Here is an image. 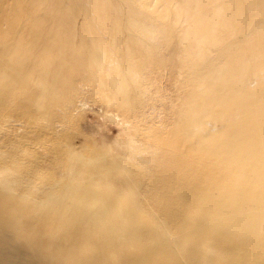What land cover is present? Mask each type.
Returning a JSON list of instances; mask_svg holds the SVG:
<instances>
[{
  "label": "bare ground",
  "instance_id": "1",
  "mask_svg": "<svg viewBox=\"0 0 264 264\" xmlns=\"http://www.w3.org/2000/svg\"><path fill=\"white\" fill-rule=\"evenodd\" d=\"M222 4L218 7L223 11L227 6L229 8L226 15L233 21H241V28L237 30L240 37H233L228 51L225 50L228 55V60L223 56L226 65L219 59V63L227 67L219 65V69L209 73V84L204 85L207 89L202 93L200 90L199 96H194L190 103V98L187 99L186 134H179L185 136L191 154L198 159L193 171L197 179L186 178V186L178 185L176 190L174 186L164 187L165 182L149 184L145 178L146 183L136 187L130 181L115 184L109 180L115 177L110 170L119 169L121 175L126 174L124 161L112 157L109 169L95 166L87 170L81 162L82 157L75 158L68 141L57 149L50 150L46 146L45 157L32 155L27 162H32L33 166L22 163L14 151L3 150L6 141L1 135L8 131L7 138L11 141L10 133L19 135L24 128L15 122L29 126L23 141L19 140L21 148L31 141L42 143L63 135L61 120L54 119L55 115H48L49 123L45 129L32 130L31 126L36 119L47 118L44 97L51 67L57 61L62 64L65 58L55 57L52 52L58 43L38 37L29 42L19 40L12 53L0 57V264H264V0H227L226 7ZM203 5L200 7L204 11ZM206 5L205 9L208 8ZM211 10H214L216 20L217 9ZM223 11L219 16H223ZM173 12L176 15V11ZM201 15L202 18L198 17L205 20L204 27H194L209 32H204L205 40L201 36L203 42L194 37L202 44L192 45V50L199 57H205V51L212 52L210 42L217 45L214 43L216 37L208 39L206 36L218 31H213L217 26L213 29L210 24L212 28H206L209 17L206 19L204 13ZM160 16L156 17L161 19ZM190 20L196 24V20ZM254 22L258 23L255 25ZM237 23L235 21L233 25ZM197 32L198 37L201 32ZM24 34L27 37L29 33ZM178 36L177 42L185 38L178 40ZM184 40L180 43L184 44ZM1 48L6 49L5 46ZM191 56L187 55L189 59ZM181 57L180 61L184 59ZM195 57L192 58L198 59ZM66 73L68 70L65 79L68 78ZM62 81L66 83L63 78ZM31 86L33 90L40 88L37 96H34L35 92L31 94L35 99L30 95V99H17L21 95L27 98ZM184 147L187 150V146ZM51 161L60 173L43 178V173L38 170ZM201 165L207 167L203 172L198 171Z\"/></svg>",
  "mask_w": 264,
  "mask_h": 264
},
{
  "label": "rangeland",
  "instance_id": "2",
  "mask_svg": "<svg viewBox=\"0 0 264 264\" xmlns=\"http://www.w3.org/2000/svg\"><path fill=\"white\" fill-rule=\"evenodd\" d=\"M201 1L0 0V57L12 53V48L19 40L29 42L38 37V39L51 40L58 43V47L53 48L52 52L54 56L56 55L55 57L65 58L62 64L57 61L59 65L54 62L51 67V73L48 77L49 88L47 86L46 89V93H48L47 95L45 93L44 97L47 105V118L36 119V122L31 126L32 130L45 129L49 123L48 115H55L54 119L61 120L63 135L60 138H48L47 141L42 139V143L41 141H31L30 144L27 143L24 148H21L19 140L23 141V134L29 126L28 123L15 122V125H24V128H22V132L19 135L12 131L10 134L13 140L11 141H9V137L7 138L8 131L3 133L1 136L5 138L6 143L2 146V149L6 150V152L14 151L15 156L22 163L30 165L32 162L27 161L32 155L36 154V156L45 157L49 148L50 150L51 148L57 149L62 144H65V141H68L70 149L76 155L75 158L81 156L83 161H80L85 164L84 166H86L87 170L95 166H101V169L105 168V170L109 169V160L112 157L124 161L123 166L128 171L126 174L121 175L119 169L110 170L115 177L109 180L115 184H122V181H130L132 186L136 187L142 182L146 183L143 180L145 178L149 184L165 182L164 187L170 188L174 186L176 190L178 185L186 186V178L190 181L196 180L197 176L193 175V171L198 159L193 157L189 149L191 147L185 143V136L182 135L184 132L186 134V126L188 124V117L185 114L187 111L185 110L190 100L194 96H199L198 92L200 90L202 93V91L204 92L207 89L205 86L209 84V73L211 74L215 69H219V65L221 68L226 65L228 55L227 52L225 54V50L228 51V47H230L228 44L234 41L233 37L236 39L240 37L237 30L242 25L241 21L239 22L237 19L235 21L238 23L233 25L235 21L228 14L226 15L229 9L226 4L227 0H225V3L224 0H218L217 2L216 0H209L211 2L209 4L208 0H206L207 2ZM165 2H168V4ZM202 3L208 5L206 9L205 5H203L204 11L202 6L200 7ZM198 4H200V8ZM220 4L223 7L227 6L225 9L223 8L225 12L221 9L222 6ZM160 5L162 9L161 7L159 8ZM168 5L171 10L174 9L173 11H176V15L173 11H170ZM163 7H168V9L163 10ZM213 7L217 9L215 10L216 20H214V10H211ZM218 8H220L221 12H219ZM200 9L202 10L201 13ZM157 11L161 14L157 13ZM216 11L219 13L217 14ZM222 11L223 16L220 15V17L219 14H222ZM134 12L136 13L134 14ZM168 12L172 18L168 17ZM202 12L205 14L204 17L208 16L213 21L206 17V19L208 18L206 20V28L210 30L213 26V29L217 26L216 30L214 29L213 31H218V33L213 34L211 32L209 36H206L208 39L216 37L214 43H217V45L210 42L213 48H211L212 52L209 53L213 55H209L208 51L207 53L205 51L206 56H200V58L197 53H193L192 45L198 47V44H202L206 39L204 38L206 35L204 32H209L206 29H202V27L200 28L204 30L203 34L200 28L197 30V26H203L205 23V18L203 19L204 21L200 19L202 18ZM180 14L181 16H179ZM208 14H212V18ZM198 15H200V18ZM156 16L162 18L160 19ZM197 18H199L198 21L196 20ZM167 19H171V21L169 22ZM177 19L180 20L177 22ZM229 19H232V21ZM162 20L163 22H161ZM186 20H196V24L195 21H193L194 23L188 21V23ZM222 20L226 21L225 24L222 23ZM75 21L77 22L75 23ZM214 21L218 22L214 24ZM157 22L158 24H156ZM171 22L175 25H172ZM177 23L178 25L176 26ZM220 23L222 25L227 24V26L223 27L224 25L221 26ZM257 23L254 22L255 25ZM192 24L194 25L192 26ZM167 25L168 28L172 27L168 29ZM195 25L197 28L194 27ZM228 25L231 28L234 26L233 29L229 27V30ZM182 29L185 30V33ZM167 30L171 32L168 33ZM197 31L201 32L198 37ZM26 32L29 33L27 37L24 34ZM32 32L35 33L31 35ZM234 32L235 35L233 34L232 36ZM167 33L169 35H165ZM181 33H183L182 36L180 35ZM236 35L239 36L235 37ZM177 36L179 37L178 40L182 39L181 37H185L186 41L182 39V41L177 42ZM201 36L204 39L203 41ZM194 37L201 39L202 42ZM165 38H171V40H166ZM183 40L184 44H181L180 42L183 43ZM191 41L193 43H190ZM224 41L226 42L224 43ZM2 46H5L6 49H2ZM68 48L69 50H66ZM3 50L5 54H2L4 53ZM196 52H198L197 49ZM186 53H188V56L192 55L191 59L187 57ZM86 54L87 56L85 57ZM195 56H198L200 60L195 59L197 58ZM223 56L227 60L223 59ZM180 57L181 59L184 57L185 61L189 60L184 63V59L180 61ZM192 59H195V61L193 62ZM219 59L225 65L222 62L219 63ZM196 62L200 64L197 65L198 63ZM56 65L57 67L54 68ZM192 67L194 70L191 69ZM67 70L69 73H66L68 75L66 78H68L65 79L64 75ZM192 70L194 72H191ZM199 74L201 76H198ZM62 78L64 82L66 80V83H63ZM202 80L205 83L201 82ZM201 83L202 85H200ZM199 85L204 87V89L202 90V87L199 88ZM31 87L28 89L30 90ZM69 87L71 88L69 89ZM195 88L199 89V91L195 90ZM31 89L33 90V87ZM38 89L40 90V88L35 87L33 92L30 90V93L28 90L27 98L21 95L23 98L17 97V99L24 100L31 97L35 99L34 96H37V92H39L37 91ZM191 92H195V94ZM187 99H189V103ZM8 113L10 114V112ZM181 125H183L184 129L180 128ZM179 132H182V134H179ZM184 145L187 146V150ZM46 146H48V149ZM54 164L51 161L48 166L42 167L43 169L40 167L38 171L41 170L43 178L59 175L60 170ZM136 167L138 168L136 169ZM206 168L201 165L198 167V171L203 172ZM136 172H139L142 177H139L141 175ZM123 175L125 176L123 177Z\"/></svg>",
  "mask_w": 264,
  "mask_h": 264
}]
</instances>
